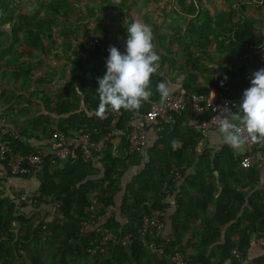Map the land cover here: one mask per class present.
<instances>
[{
  "label": "trees",
  "instance_id": "1",
  "mask_svg": "<svg viewBox=\"0 0 264 264\" xmlns=\"http://www.w3.org/2000/svg\"><path fill=\"white\" fill-rule=\"evenodd\" d=\"M126 1L138 6L149 2L114 0L113 6L104 4L105 0H0V36L5 39L0 45V63L9 70L3 74L9 73L8 82L12 83L4 84L12 93L0 99V120L10 131L13 152L27 155L43 148L51 152L57 147L51 138L54 129L69 136L95 131L94 141L113 129L124 133L116 147L108 141L102 153L90 159H83L77 149L64 161L51 162L49 155L36 167L26 165L30 174L11 175L7 161H0L2 181L29 180L34 175V189L28 192L12 190L5 194L0 189V264H44L39 248L48 249L50 259L57 264H173L171 257L175 254L181 255L185 264H239L235 252L240 264H264L263 256L247 258L256 239L264 237V169L259 163L264 142H256V162L242 169L239 163L243 151L225 143L219 149H198L202 136L194 132L185 112L172 115V125L160 123L150 133L148 130L147 144L139 152L130 153L126 141L131 125L161 100L156 90L158 81L172 85L169 95L177 87L186 95L234 99L248 87L251 73L264 68V64L255 66L258 55L264 53V25L256 35L248 9L263 10L264 0H239L226 14L219 10L216 23L220 29L212 25L210 13L199 0H176L182 10L195 12L193 21L198 24L194 37L190 28H184L182 43L195 46L198 55L212 43L226 46L231 54L241 57L240 64L232 63L214 77L204 78L203 83H197L193 74L172 81L156 70L147 85L151 94L137 110H121L119 114L106 110L97 115L96 78L105 70L107 54L102 48L111 43L106 39L104 24L108 15L115 16L117 5ZM186 3L190 7L186 8ZM166 6L173 8L170 2ZM22 8L28 13L17 22L14 14ZM87 9L100 16L90 26L87 20L82 21ZM60 21L68 25L63 31L57 29ZM77 25L86 29L85 34L100 32L102 36H90L88 40L95 42V48L88 50L82 42L86 35L79 33L66 63L49 60L43 80L53 86L56 77L67 78L65 86L71 96L60 89L47 94L46 87L32 84L35 71L18 56L29 55L26 48L45 56L52 33L63 34L66 43L62 44L67 47L71 40L68 34L78 31ZM179 36L165 31L157 34L155 41L165 54H172L181 42ZM162 57L161 61L165 60ZM192 59L196 66L202 60L190 56L188 62ZM28 85L35 108L32 123L25 121L26 126L21 128L17 118L26 110L17 105L21 95L27 94ZM76 86L80 94L74 90ZM175 167L182 174L177 185L169 176ZM36 168L38 175L33 174ZM164 185L170 187L169 199L161 191ZM21 195L28 198V207L19 201ZM162 210L163 227L156 231L152 223ZM91 220L99 224L98 230L81 237V223ZM106 233L115 240L100 245V237ZM126 236L130 243L123 245ZM94 248L89 255L88 250Z\"/></svg>",
  "mask_w": 264,
  "mask_h": 264
},
{
  "label": "rangeland",
  "instance_id": "2",
  "mask_svg": "<svg viewBox=\"0 0 264 264\" xmlns=\"http://www.w3.org/2000/svg\"><path fill=\"white\" fill-rule=\"evenodd\" d=\"M98 1V0H97ZM131 2L134 0H130ZM143 0H138V2H141ZM150 2V3H149ZM149 2L145 3L143 6H138V4H134L132 3H128L127 1L125 2V4H123L122 2L117 5V7L119 8V10L117 12H115V16L110 14L108 15V18H106L105 21V36L106 39L108 41H110L111 43H114L116 45L119 46V48H123L124 46V41L126 38V32H125V28L127 27V25L129 23H131L132 21H139L143 24L148 25L151 28L152 31V44L154 46V51L157 52V54L159 55V57H164L165 60L161 61V59L159 60V66L157 68V70H159L161 73L168 75L169 79L174 81L175 79H178L180 77H185L187 78L188 74H193V76L195 77V81L197 83H203L204 82V78L208 77H214L215 75H217L218 73H220L223 68H228L230 67V65L233 63L234 65H239L240 61H241V57L238 56L237 54H231L230 51L227 50L226 46H216V43H212L209 44L208 46H205L201 49L200 52H204V54H197L199 53V51L195 48V46L190 45L189 47L187 46V44H183L182 43V39H184L183 34L185 33L184 28H190L191 34L194 37L195 33H196V28L198 26L197 23H194L193 21V17L195 16V12L190 13V8L189 10H181L180 9V13H181V21L180 24L177 25L175 23L172 24L170 21V19L164 17V14H169V16H173L172 15V9L169 8L168 6L165 7L164 11H159L156 10L155 6V2L156 0H149ZM165 5L169 2H171V0H164ZM110 4L113 5L114 4V0H105L104 4ZM149 3V4H148ZM186 8L187 6L190 7V4H185ZM114 6V5H113ZM203 9H206L212 19H213V23L212 25H215V27L217 29H220L221 27L219 26V24L216 23L217 20V14L216 13H220V11L218 10V7L216 5H211V4H204L202 3ZM103 7V6H101ZM99 6V8H101ZM185 8V9H186ZM148 10V11H147ZM249 12V17L250 19L253 21L254 26L256 28V35H259L260 31H261V26L264 25V18H260V15H264V11H255V9H248ZM145 12H150L147 13V21L146 19L143 20L142 17L144 18L145 16H143V13ZM28 12L25 8H22L20 11H17L14 14V18L16 19L17 22H19L21 20V17L23 15H26ZM224 15V14H223ZM71 17V15H69ZM187 16H190V19L187 18ZM90 17H94L93 20H89ZM100 16H94L93 11L92 10H88L86 11V15L83 17L82 21H86L89 23L87 26L92 25L94 22H98ZM157 17H159L157 19ZM161 18V19H160ZM164 18V19H162ZM202 18V17H201ZM203 21V19H202ZM202 21L200 23H202ZM58 30L63 31L68 25L66 24L67 22H58ZM85 24V23H84ZM85 26V25H84ZM77 29H79L78 31L74 32V34H72V32H69V39H71L69 41V45L66 47L64 46L62 43H66L65 40L63 39V34H54L52 33L51 35V39L49 40L51 42V46H48V48H46V54L45 56H41V53L37 50L31 49V48H26L28 50L29 55H19L18 57H20V59H22L24 62H28L29 66L31 67V71H35V86H43L46 87L48 89V91L46 92L47 94L49 93H54L56 92V90L60 89L61 86L59 84H54L53 86H50V82L43 80V72H45V69H49L48 67L50 66V61H56L57 64L59 63H66L67 62V58L66 55L69 54V52L71 51V49L75 46V44L78 43L79 40V33L85 34L86 29H82L80 26H76ZM63 29V30H62ZM168 32V33H179V39L181 42H179V46L178 48H176V46L174 47V51L172 54H165L163 52V50L161 48H159L156 44L155 41V37L157 34L162 33V32ZM98 34H85V40H87L90 36L92 37H100L102 36L100 32H97ZM187 34V33H186ZM188 36V35H187ZM46 37V36H45ZM44 38V37H43ZM42 38V39H43ZM87 38V39H86ZM47 40V39H46ZM213 40V38H212ZM217 40H220L219 38ZM73 42V44H72ZM5 43V39L3 36H0V45H3ZM48 43V42H47ZM208 54V55H207ZM47 55V56H46ZM190 56H194L196 58H202L201 62L199 65H193V60L188 62L189 57ZM162 57V58H163ZM236 60V61H234ZM69 61V60H68ZM1 65V69H0V99L5 96L7 93H12V89L9 88H4V84H12L11 82H8L9 80V73L8 74H3L4 71H9L5 68V66L0 63ZM172 68V69H171ZM182 70L181 73H179V71ZM53 83V82H52ZM49 84V85H48ZM28 91L27 94H22L21 95V103H19L17 106L19 108H25L26 112H24L23 115V119L21 118L20 120L17 119V121L19 123H21V125L23 127L26 126L25 121H28L29 124L32 122V117L31 113H33V110L35 108V104L33 102V98H29V93L31 91V85H28ZM19 88V87H17ZM30 90V91H29ZM17 91V90H16ZM19 91V89H18ZM29 92V93H28ZM67 95L68 91H66ZM93 221V220H92ZM94 222V221H93ZM99 224H97V222L95 223H89L88 225H86L83 228V233L79 234L81 237L84 235L86 236L90 231H92L93 229H97ZM81 229V227H80ZM79 229V231H80ZM80 233V232H78ZM39 251L42 253V258H43V262L44 264H57V261H55V263L50 259L49 254L50 251L46 248L44 249H40ZM95 251L94 249H89L88 250V254L92 255ZM75 264V263H73Z\"/></svg>",
  "mask_w": 264,
  "mask_h": 264
},
{
  "label": "built area",
  "instance_id": "3",
  "mask_svg": "<svg viewBox=\"0 0 264 264\" xmlns=\"http://www.w3.org/2000/svg\"><path fill=\"white\" fill-rule=\"evenodd\" d=\"M85 49H94L95 42L93 40H83ZM110 46H114L109 43L107 46L102 48L107 54V50ZM255 66L264 64V53H260L257 57ZM245 89V88H244ZM243 90V89H242ZM242 91L237 95L236 98L231 99L224 96H205L203 94H185L183 91L177 90L173 96H167L166 99L160 100L157 103L151 105L149 110L140 115L135 123L131 125V130L126 136L128 150L130 153L139 152L147 144L146 132L152 129L155 125L164 123L172 125L175 123V118L172 115L179 114L183 111H187L189 118L193 122V130L195 133L202 137L209 131H217L219 119L223 116H227L231 119V113L224 112V109L235 113L237 111L238 100L241 96ZM8 127L5 126L4 121L0 120V161H7V168L11 175L18 174H30L32 171L28 167H36L40 165L43 160L51 155L52 160L64 161L69 155L77 149L83 159H90L93 155L101 154L106 142L112 143L115 147L119 144L120 138L124 136V133L120 129H113L107 136H103L100 139L92 140L95 131L76 133L74 135H66L62 131L54 129L51 138L56 142L57 147L50 152L49 149H38L35 152L22 155L20 153H14L10 140L8 139L9 134ZM241 136L244 138L242 145L243 157L240 160L239 166L242 169H248L256 162V142H252L247 138L246 132L241 131ZM264 153V152H263ZM260 165H264V154L262 159L259 161ZM26 165L28 167H26ZM172 183L177 185L181 179L182 174L179 168H172L169 172ZM162 193L165 194L166 199L170 197V187L164 185L162 187ZM19 201L25 206H29L30 202L25 195H21ZM165 211V210H164ZM164 216L163 210L158 213L157 219L152 223V227L156 231H160L163 227L162 217ZM93 221H86L81 223L80 233H83V228ZM146 220L141 233L145 231ZM98 230V229H97ZM96 230V231H97ZM115 238L111 233H106L100 237V245L105 243L114 242ZM130 237L126 236L122 240V244H129ZM256 244L259 247H264V237L256 239ZM238 257V263L240 264L239 254L235 252ZM173 264H185L183 258L179 254H175L171 257Z\"/></svg>",
  "mask_w": 264,
  "mask_h": 264
},
{
  "label": "clouds",
  "instance_id": "4",
  "mask_svg": "<svg viewBox=\"0 0 264 264\" xmlns=\"http://www.w3.org/2000/svg\"><path fill=\"white\" fill-rule=\"evenodd\" d=\"M126 38L123 51L115 46L107 50L104 72L96 78L98 96L97 115L106 110L119 114L121 110L135 111L150 96L147 85L149 77L155 73L160 57L154 51L151 28L139 21H132L124 29ZM227 79V77H224ZM170 85L166 80L158 81L156 90L161 100L169 95ZM77 94L80 88L74 87ZM231 119H219L217 133L223 143L239 149L244 143L243 130L252 142H264V68L251 73L248 87L242 90L237 111Z\"/></svg>",
  "mask_w": 264,
  "mask_h": 264
},
{
  "label": "crops",
  "instance_id": "5",
  "mask_svg": "<svg viewBox=\"0 0 264 264\" xmlns=\"http://www.w3.org/2000/svg\"><path fill=\"white\" fill-rule=\"evenodd\" d=\"M200 2H201V5H202V3H204V4H211V5H216L217 7H218V10H220V11H222L224 14H226L227 12H229L235 5H236V3H238L239 2V0H199ZM209 1V2H208ZM192 2V1H191ZM195 2V1H194ZM150 3V2H149ZM148 3V4H149ZM171 5H173L172 7V17L171 16H169V14H164V17H166V18H168V19H170L171 21V23L172 24H174L175 25V23L177 24V25H179L180 24V21H181V11H180V7L179 6H177V1L176 0H171ZM190 4V3H189ZM155 8H156V10H158V12L159 11H161V10H164L165 9V2H164V0H162V1H160V0H156V2H155V6H154ZM249 7V6H248ZM249 9H253V8H249ZM182 10V9H181ZM148 11V10H147ZM256 11V10H255ZM263 11H264V9H263ZM147 13H150V12H145V13H143V16H145V18H142L143 20H145L146 19V21H147ZM96 16V15H95ZM98 16V15H97ZM264 18V15H260V18ZM107 18H108V16H107ZM159 17H157V19H158ZM187 18L188 19H190V16H187ZM250 18V17H249ZM161 19V18H160ZM162 19H164V18H162ZM87 20V19H86ZM264 23V22H263ZM263 26V25H262ZM261 26V27H262ZM83 40H85V38H83L82 39V42H83ZM57 64V63H56ZM55 63H54V67H55V65H56ZM68 67H69V63H68V65H67ZM49 71V70H48ZM159 71V70H158ZM48 73V72H47ZM60 76V75H59ZM58 79V80H57ZM35 80H33L32 81V84L34 83L35 84V82H34ZM53 84H59L60 86H61V88H60V91H61V93H66V91H67V88H66V86H65V84H67V78H62V77H59V78H57L56 77V80H54L53 79ZM31 84V85H32ZM49 85V84H48ZM47 89V88H46ZM177 90H180V91H182L181 89H179V88H177V87H175V88H173L172 89V93L170 94L171 96H173L176 92H177ZM28 91V90H27ZM30 91V90H29ZM47 91H48V89H47ZM68 92H69V90H68ZM29 93V92H28ZM30 95H32V88H31V91H30V93H29ZM69 94V93H68ZM169 95V96H170ZM69 96H71L70 94H69ZM34 99V98H33ZM35 100V99H34ZM33 100V101H34ZM1 108H3V105H1L0 106ZM18 109H21V108H19L18 107ZM26 112V111H25ZM183 112H185V113H187L188 114V112L187 111H183ZM31 116H32V113H31ZM23 119V115L21 114V115H19L18 116V118L17 119ZM33 118V117H32ZM31 118V119H32ZM32 123V122H31ZM30 123V124H31ZM19 126L21 127L22 125H21V123H19ZM23 127V126H22ZM21 127V128H22ZM152 131V129H150L148 132L150 133ZM200 142H202L201 144H199L198 145V149H200L202 146L204 147V146H206V147H209L210 149H214V148H217V149H219L224 143H223V141H222V139L220 138V135L217 133V131H209L208 133H206V135L205 136H203V137H201V139H200ZM214 147V148H213ZM238 151H243V149H242V146H241V148H239V149H237ZM263 169H264V165H263ZM39 168H36V170H35V172L33 173V174H37L38 175V173H39ZM2 170H1V168H0V189H1V191L2 192H4L5 194H8V193H10V191H12V190H23V191H30V190H32V189H34V175H31V177L29 178V180H21V179H7V181H2V172H1ZM263 179H264V170H263ZM26 207H28V206H26ZM193 229V228H192ZM258 256H263V258L262 259H264V247H259L256 243H254V247L252 248V250H251V252L249 253V255H248V259H253V258H255V257H258Z\"/></svg>",
  "mask_w": 264,
  "mask_h": 264
}]
</instances>
